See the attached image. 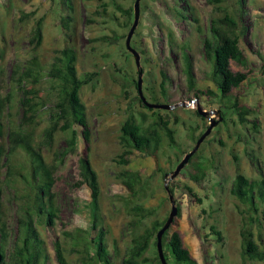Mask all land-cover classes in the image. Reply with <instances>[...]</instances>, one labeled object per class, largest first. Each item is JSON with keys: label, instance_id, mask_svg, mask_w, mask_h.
Listing matches in <instances>:
<instances>
[{"label": "rangeland", "instance_id": "374dc122", "mask_svg": "<svg viewBox=\"0 0 264 264\" xmlns=\"http://www.w3.org/2000/svg\"><path fill=\"white\" fill-rule=\"evenodd\" d=\"M134 1L71 0L72 10L64 11L58 0H0V71L6 80L16 59L24 60L32 55L37 56L41 70L47 74L55 51L63 47L75 50L78 77L97 73L79 92L85 106L89 140L85 145L81 128H73L77 134V153L66 159L55 189L59 220L52 228L38 226L51 261H55L53 241L61 238L63 230L74 226L86 230L91 238L98 234L91 230L86 208L89 190L85 186L79 189L73 186L79 178L78 158L86 154L98 179L99 227L104 232L113 264H121L125 248L135 235L153 221L167 219L171 205L165 185L172 191L170 194L179 209L169 231L180 235L196 264H263L242 256L241 232L249 231L264 251V203L257 201L258 212L254 214L247 204L231 196L230 188L236 174L250 180H264V0H245L242 9L238 0H226L223 4L227 13L238 20L239 47L247 60L245 69L232 64L231 70L248 73L246 81L228 99L219 95L211 78V65L203 53V39L208 36L213 16L205 0H140L139 23L131 46L140 55L143 95L149 103L187 105L153 111L144 109L137 99L138 70L125 47L133 22ZM186 6L190 9L185 12ZM120 10H131V16ZM66 15L72 17L68 38L60 23ZM39 18H43L42 43L32 52L28 37ZM197 27L202 29L201 34L197 33ZM101 37L109 40L99 41ZM184 44L189 47L192 62V88L187 84L179 58ZM161 71L168 77L165 95L160 87ZM56 84L44 77L39 86L41 100L50 98V88ZM197 92L204 94L196 97ZM235 99L250 110L246 123L239 121L232 108ZM50 100L41 110V128L48 124ZM197 105L208 112L219 111L220 117L212 114L200 117ZM15 109L19 119L21 108ZM131 114L144 129L152 130L158 116L168 121L175 146L169 145L157 127L161 137L158 150L140 153L131 149L123 158L127 163H121L120 156L125 151L120 143L121 127ZM141 115L145 116L144 121ZM209 117L217 124L193 160L170 179L179 162L195 146L198 136L208 128ZM70 136V131L56 133L54 149L61 151ZM50 158L48 155L47 161ZM124 171L139 174L140 191L135 197L120 178ZM136 204L153 208L155 213L131 229L128 212ZM8 207L11 243L16 231L15 205L10 202ZM212 227L220 232L221 240L218 241ZM164 255L168 264H174L167 253ZM66 259L69 264H78L75 254L66 255Z\"/></svg>", "mask_w": 264, "mask_h": 264}, {"label": "trees", "instance_id": "16d2710c", "mask_svg": "<svg viewBox=\"0 0 264 264\" xmlns=\"http://www.w3.org/2000/svg\"><path fill=\"white\" fill-rule=\"evenodd\" d=\"M225 1L205 0L211 7L213 16L209 22L208 36L203 39L204 57L211 65V78L222 99H228L232 91L238 89L248 77L244 70L237 72L231 70L232 64L245 69L247 60L239 47L238 20L227 13L223 7ZM238 2L242 9L245 0ZM58 3L64 11L72 10L71 0H58ZM185 9L190 7L184 8L186 12ZM130 12L131 10L122 11L128 17L131 16ZM71 22L72 17L69 15L60 19L63 34L67 38ZM42 23L43 18L36 20L28 37L32 52H35L42 43ZM197 33H202L200 27H197ZM108 40L107 37L99 39ZM169 45L173 50L170 38ZM179 56L187 84L192 88L194 77L187 44L181 46ZM76 59L74 49L63 47L55 51L54 62L47 74L41 70L36 55L24 60L16 59L8 80L5 79L4 72L0 71V264H69L66 255L71 254L77 255L78 264H113L104 240V232L99 227L98 179L86 154L78 158L79 178L73 186L76 189L85 186L89 190L90 200L86 203V208L91 230L97 231V236L91 238L86 230L74 226L63 230L61 238L53 241L55 261L52 262L45 241L38 231V226L52 228L59 220L55 189L66 159L77 153V134L73 128L75 126L81 128L85 145L89 140L85 106L80 100L79 92L84 85L92 82L97 73L78 77ZM160 75V87L165 95L168 77L164 71H161ZM45 76L49 81L57 82L56 86L50 88L51 100L50 98L41 100L39 86ZM198 94L204 93L197 92L196 97ZM137 99L140 102L139 97ZM49 100L51 106L47 108L48 124L41 128V110L47 106ZM154 103L157 104L155 101ZM141 105L148 111L154 110L146 108L142 103ZM15 108H21L19 119ZM232 108L239 121L246 123L250 110L239 105L237 99L234 100ZM144 120L145 116L141 115V121ZM174 122L176 123L177 119ZM157 127L167 138L169 145L175 146L173 131L168 127V121L158 116L152 130L144 129L133 114L129 115L121 127L120 143L125 149L120 156L121 163H127L123 158L130 154L131 149L140 153L157 151L161 143ZM69 131L71 136L65 140L66 146L61 151L55 150V134L58 132L66 134ZM48 155L51 157L49 161L46 159ZM194 156L195 154L189 162ZM120 178L135 197L140 191L137 189L140 183L139 174L124 171ZM188 191L191 192L189 188ZM230 194L241 203L247 204L249 211L256 214L257 201L264 203V180H250L236 174ZM10 202L15 205L16 218V231L11 243L8 221ZM128 213L131 217L128 226L136 229L145 219L152 217L155 210L136 204L129 208ZM165 220H155L140 234L135 235L130 245L125 248L121 264H161L156 250V234ZM252 221L253 218L250 217L249 222ZM170 227L162 236L164 254L167 253L174 264H196L184 248L180 235L177 232L170 233ZM212 230L218 241L221 240L220 232L215 231L213 227ZM241 238L242 256L264 264V251L259 249L252 234L243 231ZM165 259L167 261L166 257Z\"/></svg>", "mask_w": 264, "mask_h": 264}, {"label": "water", "instance_id": "95a60500", "mask_svg": "<svg viewBox=\"0 0 264 264\" xmlns=\"http://www.w3.org/2000/svg\"><path fill=\"white\" fill-rule=\"evenodd\" d=\"M133 22L132 25L126 35L125 38V47L127 49V51L129 53H131V55L134 58V63L135 66L138 70V74H137V81H136V89H137V93H138V97L140 99V102L149 109H155V110H170V109H174L176 107L180 106H187L186 104L182 103V104H175V105H167V104H156V103H149L146 98L143 95L142 92V70H141V66H140V55L139 53L132 48L131 46V39L135 33V30L138 26L139 23V17H140V0H135L134 1V5H133ZM196 112L197 114L202 117V118H206L209 115H214V116H219L220 117V112L219 111H213V112H208L205 110H202V108L197 105L196 108ZM221 120V118L219 119ZM209 121L210 124L208 126V128L206 129V131L197 139L195 146L193 147V149L187 153L184 158L179 162V164L176 166L174 172L171 174L170 179L175 178L179 172L183 169V167L188 163V161L190 160V158L196 153V151L198 150L199 146L201 145V143L209 136L212 128L217 124L216 121L213 120V118L209 117ZM165 190L167 191L168 195H169V202L171 205V209L170 212L168 214V217L166 219V221L164 222V225L162 226V228L157 232L156 234V250H157V255L159 258V261L161 264H168L165 256H164V252H163V247H162V236L165 233V231H167L169 229V227L172 225V223L174 222L175 217L178 214V209L176 207L175 201L173 199V196L170 194L169 189L167 188V186L165 185Z\"/></svg>", "mask_w": 264, "mask_h": 264}]
</instances>
